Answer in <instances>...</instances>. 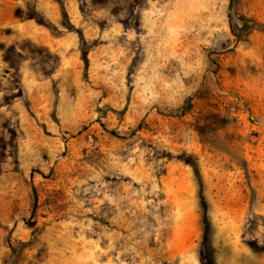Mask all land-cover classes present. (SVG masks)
Here are the masks:
<instances>
[{"label":"rangeland","instance_id":"374dc122","mask_svg":"<svg viewBox=\"0 0 264 264\" xmlns=\"http://www.w3.org/2000/svg\"><path fill=\"white\" fill-rule=\"evenodd\" d=\"M0 264H264V0H0Z\"/></svg>","mask_w":264,"mask_h":264},{"label":"trees","instance_id":"16d2710c","mask_svg":"<svg viewBox=\"0 0 264 264\" xmlns=\"http://www.w3.org/2000/svg\"><path fill=\"white\" fill-rule=\"evenodd\" d=\"M190 99H187L186 103L174 109L171 113L174 115H182L191 109Z\"/></svg>","mask_w":264,"mask_h":264}]
</instances>
